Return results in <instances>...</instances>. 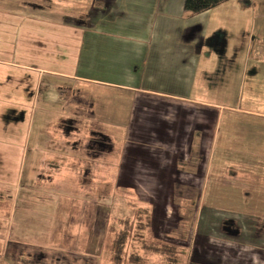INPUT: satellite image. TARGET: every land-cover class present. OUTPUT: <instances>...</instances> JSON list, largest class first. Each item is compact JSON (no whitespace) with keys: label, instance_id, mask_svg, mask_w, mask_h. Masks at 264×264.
I'll return each instance as SVG.
<instances>
[{"label":"crops","instance_id":"obj_1","mask_svg":"<svg viewBox=\"0 0 264 264\" xmlns=\"http://www.w3.org/2000/svg\"><path fill=\"white\" fill-rule=\"evenodd\" d=\"M229 2L196 15L184 12V0H81L72 16L28 17L0 7V82L8 79L6 69L20 68L33 69L36 83L27 107L19 90L0 86V99L6 100L0 101L1 113L14 110L20 118L17 139L5 146L21 143L18 179L25 182L14 190L15 199L13 190L0 188V264H103L99 260L106 249L111 253L113 239L108 244L103 232L110 178L115 188L122 184L141 197L146 217L154 203L181 210L186 196L196 200L198 195L194 210L212 214L192 233L207 246L199 255L218 251L210 247L218 242L225 253L217 252V264H264V59L251 63L247 58L254 38L250 33L241 31L233 40L217 22L238 17L218 12ZM25 26L32 27L27 35L36 47L35 68L7 57L24 47L19 38L26 40ZM9 30L15 32L14 44ZM89 84L98 87L96 114ZM122 94L129 102L123 135L117 133ZM51 96L64 110L58 124L36 114ZM87 114L96 119L83 125L79 120ZM3 146L1 179L8 164ZM4 193L11 195V204ZM82 193L84 199L78 197ZM201 202L208 203L206 209ZM158 218L152 217L145 230L154 226L159 231L163 223ZM216 218L219 222H213ZM74 225L85 226L84 234H72ZM99 226L100 246L90 247ZM213 226L247 241L215 240L208 235ZM150 237L171 244L163 234ZM150 237H129V252L145 255L142 264L149 256L138 243H150ZM153 255L155 264H169L164 256ZM193 257L194 264H216L212 258Z\"/></svg>","mask_w":264,"mask_h":264},{"label":"rangeland","instance_id":"obj_2","mask_svg":"<svg viewBox=\"0 0 264 264\" xmlns=\"http://www.w3.org/2000/svg\"><path fill=\"white\" fill-rule=\"evenodd\" d=\"M80 2L79 0H42V2L38 3V2H35V0H4L2 3L0 2V7L11 13L15 12V13H19V14H22L28 17H45L51 12H60L63 15L72 16V15H77L76 11L81 9L82 5L80 4ZM84 5L85 4H83V6ZM217 10L219 13H222V14L231 15L232 13H236L234 14V16L239 17V18L237 17V18H233L227 21L223 20L224 19L223 17L217 20L218 23L221 21V23H223L221 24V26L226 28L229 31V38L231 39L233 38L234 40L236 36L241 31H244V30L247 31V33H250V35L254 37L253 41L250 37V41L252 42L250 43V48H249V52L247 55V58L250 60V62L254 63L255 59L256 61L257 59L258 60L264 59V46L262 45L257 46V44H260V42H264V39L262 41V38H264V0H232L229 3L220 6L219 9ZM237 13H240V14H237ZM253 17L256 19L253 20ZM23 22L29 23L30 21L25 19ZM255 23H256V29L254 27ZM29 24H31V22ZM24 30H25L24 33L27 36L26 40L23 39L22 37L19 38L21 42L24 41V47L19 46L20 50L17 49V53L11 50V52L9 53L7 57H9L10 61L13 63H18L20 65H25V66L35 68L36 65H39V60L33 58L32 50H34L36 47L34 48L31 47L33 37L32 36L29 37L27 35V34L33 33L32 27L25 26ZM9 31H12L10 33L9 39L14 44L15 32L14 30H9ZM259 46L261 49H259ZM10 47L17 48L16 44L10 45ZM40 55H42L43 57H47L48 52L40 51ZM259 58H262V59H259ZM31 70L33 69H29V70H21L20 68L6 69L7 74H8V79L4 83L0 82V86H4L8 90H12V91L19 90L18 92L21 94V96L23 95V97H25L24 102H25L26 107L31 105V102H32L31 96L36 86V83L35 84L33 83L34 73ZM18 75H19V78L17 77ZM22 77H23V82H20V79ZM82 84L83 83L80 84L79 82H73V86L75 87L76 86L81 87ZM58 85H61V84L59 83ZM42 86H43V90H47L46 92L49 91L48 90L49 83L47 81H44ZM88 86L90 87L88 91L91 93L89 102L90 104L91 103L94 104L95 107L92 110V112L96 114L95 94H96V91L98 90L97 89L98 87L95 85H90V84ZM99 89L100 91L103 90L100 87ZM52 97L54 96H51L50 99L44 100L43 105H39L35 110H36V114L38 113L45 114V115H42L43 117L46 118V120L44 121L50 120L51 123L55 122L58 124L63 121V117L65 114H64V110L60 107V104L56 103V102H59V100L53 99ZM125 97L126 96L122 94L121 96L122 99L120 100L121 101L120 102V107H121L120 118H121L122 123L118 124V128L120 129V131L117 132L122 135H123L124 128H125L124 122L126 121L124 120L125 119L124 113H125V109L127 110L128 105H129L128 99H126ZM114 100H115V105H116V103L118 102V99H114ZM0 101H6V100L0 99ZM12 101L15 102V100H12ZM46 101L50 104L49 106L50 108L45 107ZM52 101L55 103H52ZM214 101L229 103L228 100H224V99H220V100L218 99ZM46 109L48 112L45 111ZM12 112L16 113V111L11 110L10 114H2L1 109H0V141L3 140V142L0 143V147L4 145L3 149H5L6 154L8 155V160H7L8 164L5 167V171H3L4 176L2 179L0 178V188L13 190V196L15 199L14 190L18 186L23 187L25 185V182L23 180L21 183L18 179V175L20 174H18L17 158H18V153H19L18 147L20 148L21 143L14 142L13 144L9 143L7 144L8 146H5L6 145L5 143L7 140L9 139L11 140L12 138H14V140L17 139V137H15V133H16L17 126H19L18 124H19L20 118L17 117L16 115H13ZM33 114H34V109L29 110L28 114H25L26 120L24 124L26 126L29 124L30 118L31 119L33 118ZM105 117H108V116H105ZM116 118H119V117H116ZM90 119L92 121H95L94 119L96 118L94 116H89L87 114V117L85 118L81 117L79 121L83 125H88ZM105 126L108 128H111L113 124H110L109 122H105ZM27 129L28 128L26 127V131ZM26 131H25V134H26ZM121 140H122V136H121ZM122 143H123V140H122ZM29 156H30V153H29ZM1 176L2 174H0V177ZM112 182L113 180L110 178L106 180V185H105L107 194L105 196L106 208H105V218L103 220V224H105V228L103 226L104 228L103 232L105 231L104 233L107 235L108 244H109V241L114 237L116 233L120 231L123 233L125 241H124V248H123L124 251L122 253V259H121L120 264H132L130 261L131 259L130 256L132 254L129 252V249H128V246H129L128 236H132V234L136 235V238L139 235H143V234H147L148 237H150L151 235L154 236L155 234L157 235L163 234L167 236V241H169L171 244L180 245L181 248L177 250V253L174 255L175 258H173V260H171L169 264H194L193 256L195 255L200 256L203 260L204 258H207V259L212 258L213 262L217 264L218 262H216L217 260H214V258L216 257L219 258L218 257L219 254L223 256V254L225 253V251H221L224 246L220 248L218 245V242L216 243L210 242L212 243L210 247L220 252L218 251L210 252L208 250L207 254L209 255L204 254V253L199 255V251H201V246L203 248L202 251L206 250L207 246L204 243H202L201 245L200 242L203 240H201V238L197 235H194L193 237L192 233L194 229L195 231L196 229H198L199 223L201 224V220H203V222H207L208 220L206 219L208 215L211 216L212 214L208 212V210H203L204 212H201L200 210L199 211L194 210L193 206H195L198 202L197 200H199L197 198L198 195H196V200H193V199L191 200V198H193L192 196L191 198H189L190 196H186L185 197L186 199L184 200V203H183L186 209L184 207L183 208L180 207L181 210L178 209V210L171 211L169 209L170 206L168 204H163L160 206L159 204L154 203L153 206H151V209L146 213H148V215L150 214L149 216L151 218L159 217L158 219H160L163 225L161 226L159 224V227H158L159 231H156L157 228L155 229L154 226L153 228L149 226V228L145 230L144 225L149 224L148 223L149 221H147L148 217L145 216V213L141 209L142 207L144 208V206H146L147 204H145L141 200L140 196L133 194L132 190H130L129 188L124 187L122 184L119 187L115 188ZM9 197L10 198L7 197L6 193L3 194V198L5 199V201L11 204L12 203L11 195H9ZM78 197L84 199L86 196H84V193H82ZM168 198L170 199L171 196H168ZM155 199H159V198L155 197ZM207 204L205 205L201 202L200 207L204 206V209H206ZM157 213L159 214V216H157ZM176 215L178 217H176ZM119 220H124V223H119ZM215 221L219 222L217 218L213 222ZM125 224H128V226L126 227ZM135 224H137V227L133 228L132 226H134ZM84 228L85 226L83 225H80V226L74 225L73 227H71L70 231L72 234H76V233L84 234L85 232ZM100 229L101 228L99 226L98 233L96 230L93 232V234L95 235V238L90 244H88L90 247L91 246L96 247L97 245L100 246V242L97 243L99 240L98 237L101 235ZM206 229L208 230V228ZM222 231H223L222 229H219V226H213L210 234L208 233L207 234L209 236H212L213 239L218 240V241L221 240V241L226 242V240H228V241H234L236 244H243L244 241H247L245 240V238L241 237L240 235L227 234L228 231L226 229H224L225 232H222ZM182 235L184 239L181 238ZM150 238L151 240L148 239L149 241H151L150 243L148 242L149 244L160 245L156 242H152V237ZM176 238H178V241H176ZM181 239L183 240V242L181 241ZM138 244L141 246L140 243ZM220 244L224 245L222 243ZM90 251H91L90 253L91 255H95L97 252L95 249L90 250ZM217 252H218V255H217ZM211 254L214 257H212ZM104 255H105L104 257L100 258L99 262L101 261V263L103 264H111V256H110V253L107 251V249ZM148 256H149L148 260L145 264H155L157 262L156 261L157 258H155L156 257L155 255L152 254ZM89 260L96 261L97 259L90 258Z\"/></svg>","mask_w":264,"mask_h":264},{"label":"trees","instance_id":"obj_3","mask_svg":"<svg viewBox=\"0 0 264 264\" xmlns=\"http://www.w3.org/2000/svg\"><path fill=\"white\" fill-rule=\"evenodd\" d=\"M231 0H184L183 9L184 12L188 15H196L206 11H209L223 3L229 2ZM144 212V211H143ZM149 224L150 223V216L147 215ZM119 223H124V220H119ZM127 227L128 224H125ZM130 236H128L129 238ZM124 241L125 238L123 233L120 231L116 233L111 242V264H120L122 259V253L124 251ZM129 241V239H128ZM142 248L145 249L148 255L151 254H160L168 260L170 263L173 260L174 255L177 253V247L171 244H149V243H141ZM130 261L132 264H142L145 261V255H131Z\"/></svg>","mask_w":264,"mask_h":264}]
</instances>
